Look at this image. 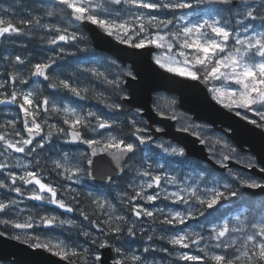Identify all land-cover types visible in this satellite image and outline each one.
Returning <instances> with one entry per match:
<instances>
[{
  "label": "snow or ice",
  "instance_id": "snow-or-ice-1",
  "mask_svg": "<svg viewBox=\"0 0 264 264\" xmlns=\"http://www.w3.org/2000/svg\"><path fill=\"white\" fill-rule=\"evenodd\" d=\"M55 3L70 9L74 21L94 25L120 44L138 50H162V54L153 56L161 69L173 76L203 83L217 104L264 130V0H195V6L190 0H96L95 3L94 0H55ZM157 12L166 15H155ZM223 12L232 15L223 16ZM15 15L13 9L0 7V43L13 36L28 35L33 28L55 33L46 40L44 36L40 37L52 46L83 39L78 31H70L68 27L42 23L45 17L56 15L54 9L47 10L43 16L30 13L28 18L18 21H15ZM255 21H260L259 28L253 23ZM59 52L64 53L65 49L60 47ZM3 59L16 70L7 72V78L0 80V105L17 106L19 116V120L14 117L0 123V173L4 174L0 178V226L19 230L11 235V239L36 249H45L68 264H75L81 258L85 264H107L101 250L116 253L112 264H165L163 257L157 259L153 255L155 253L191 264H264V201H261L258 219L253 217L249 220L247 216L241 219L237 215L236 225L231 224V217H222L220 223L208 221L212 226L207 229L199 225V231L188 227L189 221L204 217L210 209L218 206L232 208L243 203L247 193L241 189L264 191V179L244 177L228 167L227 161L232 159L243 163L231 144L221 138L201 137V143L211 140L214 149L222 146L213 155L218 156L216 163L227 170L230 179L206 176L203 171L196 172L194 177L179 176L168 171L165 165L192 167L191 162L180 159L186 156L185 149L171 144L165 146L146 135L149 129L143 126L145 122L129 117L130 135L135 138V141H130L114 134V130L121 126V121L115 116L105 117L90 109L84 111L55 96L50 98L23 87L29 84L31 77L43 78L50 81L48 88L66 92L80 100L89 99L88 86L80 87L68 78L50 77L48 69L57 63L56 57L34 64L20 55L4 56ZM96 62L101 61L98 58ZM26 65L30 75H25ZM108 66L119 67L115 61L109 62ZM80 71L88 74L90 80L109 86L119 101H129L122 88L125 83L122 77L135 79L130 70L109 73L99 68H82ZM92 98L104 104L110 113H120L124 108L123 103L101 91L94 92ZM170 104L174 106L176 101L173 99ZM240 110L252 113L258 119H250ZM157 114L165 115L159 109ZM53 115L60 116L67 127L49 123ZM134 115L141 116V109H135ZM167 118L179 119L175 114ZM18 123L22 128L17 127ZM190 128L198 130L192 133L198 137L201 136L200 129L206 130L205 126L197 124L178 130L188 132ZM155 131L162 132L163 129ZM54 136L68 144L82 143L91 149L90 153L78 156L62 152L58 159L52 161V171L73 184H79L82 177H87L91 180L99 178L111 185L116 182V177H122L129 169L127 161L135 156L139 146L155 144L160 150L150 158L141 157L139 168H131L136 177L126 186L131 189V194L127 190L122 191L119 201L128 214L118 215L117 205L107 195L87 193L89 206L96 210L93 213L95 218L83 209L80 215L101 233L78 232L90 241L87 248L64 241L56 244L42 242L41 236L35 232L37 228L68 226L69 229H82V226L73 219L34 214L26 206H21L24 200H32L56 205L71 213L77 210L73 204H80V193L71 185H53L44 181L43 172L48 161L42 160L41 153L53 143ZM14 153L31 159L24 163ZM105 156L110 157V163L114 164L111 173L104 170ZM245 167L258 168L260 173H264V167L254 158H248ZM17 168L23 169L22 174L12 170ZM157 201H168L181 207L165 205L150 209L146 206L155 205ZM145 219L149 228L143 225ZM157 227L162 232L158 239L172 246L171 251L169 247H157L153 243L140 249L126 246L128 238L144 236L148 231L154 234ZM171 228L179 231L172 233ZM4 234L0 232V236ZM146 239L151 242L154 235H147ZM177 248H195L199 254L176 251Z\"/></svg>",
  "mask_w": 264,
  "mask_h": 264
},
{
  "label": "rangeland",
  "instance_id": "rangeland-1",
  "mask_svg": "<svg viewBox=\"0 0 264 264\" xmlns=\"http://www.w3.org/2000/svg\"><path fill=\"white\" fill-rule=\"evenodd\" d=\"M20 1L21 0H0V2H2V5H5L3 7H5L6 9L7 8L13 9V11L16 14L15 15V21H18L21 18H28L30 13L32 15L43 16L44 12H46L47 10H53L54 9L56 11V15L53 17H50V18L45 17L42 20V23H46V24H50V25H57L60 27H68L70 31H78V34L82 35L81 34L82 27L79 24L75 23L72 20V17L70 16L71 10L65 9L64 6L56 4L55 0H30V2H32L33 4L22 3ZM95 2H96V0H94V3ZM190 2H192L195 6V0H191ZM22 8L24 9V11ZM66 14H69L68 19L65 16ZM64 19H65V23H64ZM253 23L256 25V27L259 28L260 21H255ZM26 31H27V29H26ZM50 35H55V33L47 34L44 31V29H42V28H33L29 32L28 35L13 36V37L9 38L8 40H6L5 41L6 44L8 46L11 45V48L13 50H16L17 53L12 52L11 48L6 47L4 54H0V57H1L0 74H4V77H5L7 72H10L12 70L13 71L16 70V69L12 68L11 64L8 61H5L3 59L4 56L20 55L22 58L26 57L30 61V63H32L31 56L29 55V54H31V46L30 45L33 43V42H31V38H34L35 42L38 43V42L42 41L40 39L41 36H44L45 40H46ZM87 37L89 38V36H87ZM83 39L78 40L72 44H64L62 46H59L56 48V50H50V49L49 50H43L41 55L38 56L39 60H37L34 63L45 61L49 57H52L53 55L59 54L60 53L59 52L60 47H63L65 49V52H67V51L71 52L73 48L78 50V51L81 49V52L85 53L84 59H87V60L75 65L74 66L75 67L74 72L69 73L70 77L71 78L75 77V81L80 83L82 85V87L88 86L90 88V92L88 95H93L94 92L101 91V92H104L106 95H111V99L116 100L115 95L112 94V89L107 88V85L105 86V88H103L99 84L98 81L95 82L94 79L90 80L88 77V74L82 73L80 71V69H82V68H99L101 71H107L109 73H116L117 71H121V70H130L133 73L131 67L129 65H122L111 55H109L108 58H106L104 56H99L96 53L95 54L93 53L92 56H88L91 54V51L88 50L89 46H92V45H89V44L86 45V43ZM18 40H20V41H18ZM26 40L29 42V44H26ZM26 47H28V50H26L25 54H24L22 51H23V49H26ZM158 54H162V50H158L154 54V56L158 55ZM98 58L101 61L100 63L96 62V60ZM88 61H90V62H88ZM111 61H115L116 65L119 67L118 68L117 67H109L108 64ZM34 63H32V64H34ZM2 67L4 68V70ZM24 70H25V75H30V73H28V71H27V65L24 66ZM4 77L0 76V79L2 78L1 80H3V79L7 78V76H6V78H4ZM110 78H112V77L110 76ZM122 78L125 81V76H123ZM23 87L25 89H34V90L38 91L41 95H47L50 98H52L54 96L59 98V96H56V95L60 91H57V90L55 91L54 89H51V88L46 89L43 86V84L33 83L31 81V79H29V84L25 85ZM90 99H92V97L89 96V100ZM173 99L174 98H172L171 96H169L165 93L156 94L154 100L156 101L157 106L156 105H154V106L161 111L163 110V112L165 114H167L165 111V108L175 112L176 113L175 115L177 117H179V119L182 122V124L180 125L181 127L189 126L191 124H197V125L205 126L206 130L205 129L199 130L201 132V137H204V138L211 137L212 139L221 138L222 140H224V141H226L232 145V143L230 142V140L227 137H225L224 135H222L216 131H213L211 126L204 124V123H193L188 117L181 114L178 109H171V107L173 105H171L170 102ZM62 100L64 101L65 104H70L71 106L78 107L80 109H83L84 111H87L90 109V110L95 111V112H97V113H99L105 117L115 116L121 122L128 123V120H126V119H129V117H134L140 121H142L141 119H144L141 116H139L140 118L135 117V115H134L135 110H133L132 112H129L130 114L128 117H123L121 115V113H110L109 110L104 111V109L102 110L100 108H97V106H88V103H91L88 99L76 101V99H69L68 98V99H65V100L62 99ZM16 108H17V106H16ZM7 109H12V108H7ZM240 111L243 114L248 115L250 119H255L254 115L252 113H244V110H240ZM13 115H14V113H13ZM144 122L146 123L145 119H144ZM49 123L59 124L60 126L67 127L66 125H63L61 117L56 116V115H53L49 118ZM146 127H147V123H146ZM190 130L198 131L197 129H194V128H190ZM114 134H118V135H122V136L126 137L125 135L127 133L121 131V129L116 128L114 130ZM88 135L91 136L90 133ZM146 135H150L152 137V135L149 133V131H148V133H146ZM128 140L135 141V138L134 139H128ZM155 141H157L159 143H164L165 146H168L169 144H171L172 146H177V147L183 148V146H181V145H179V144H177V143H175L169 139H165L164 137H159V138L155 139ZM206 144H207L210 152L212 153V155H213L214 151L218 152L220 147H222V146H216V148L214 149L211 140H209V142ZM139 149H143V151H140ZM139 149H138L137 153L135 154V156L131 160L127 161L128 165L130 167L128 170H126V173L124 174V176L121 179H118V181L114 184L108 185L107 188H105L101 192H94L92 189L93 186L89 183V179L87 177H82L81 183L73 184L71 181H66V180L62 179L61 177L57 176L56 173L54 171H52V168H53L52 161L55 159H58L62 152H70V153L75 154L77 156L80 153L89 152L88 149H86L83 146L68 144L63 139H61L60 137L54 136L53 137V143L50 146H46V148L41 153L42 160L47 159V161H48L47 166L45 168V171L43 172L44 181L46 183H51L53 185H60V186L71 185L72 188L76 189L77 192L80 193V195L78 197V199L80 200V204H78V205L73 204V206H75L77 209L75 216H70V215L66 214L65 215L66 217H62V215L55 213V212H50L48 210H45L43 212L40 211L41 213H39V214H45V215L51 214V215L59 216L61 219L76 220L78 222V224L80 226H82V229H69L68 226H65L63 228H59L60 229L59 234H57V232L53 233L54 235H51L49 237H45L44 240H46V242L51 241V243H53V244H56L60 241H64L65 243L70 244V245L75 243V244L80 245L81 247L87 248L90 246V241L87 240L82 235L78 234V232L80 230H88V231L92 232L94 235H101V233L99 232V230L97 228L92 226L89 223V221L84 220L83 216L80 215V210L83 209L84 211H86L89 214V216L91 218H93V219L95 218L93 213L96 210L93 207L89 206V200L87 199V193L88 192H93L96 195H107L112 200V202L117 205V214L118 215L119 214H128L125 206L121 205L119 203V201L121 198L122 191L127 190L131 194V189L126 188V186L129 182H132L136 179L135 173L131 170V168H139L140 167L139 161H140L141 157H144L145 159H147V158H150L153 155V153L160 151L159 149H157L155 147V144H151L148 148H142L141 146H139ZM148 149H151V151H148ZM185 153H186V151H185ZM214 157H215V159L218 158V156H214ZM237 157H238V159L243 160V163H244V161H247L248 158H254L253 155H251L249 153H244V154H238L237 153ZM20 159L22 162L27 163V160L31 159V157L23 156ZM168 159L175 160L177 158L168 157ZM180 159H186L187 161L191 162L192 167H186L182 164H174L172 167H168V165H165V168L170 172L174 171L175 174H177L179 176H185V177H189V176L194 177L196 175V172H201V171H203L206 174V176L211 175V176H216V177H222L221 174H219L215 171L210 172L208 164L201 161V160L197 161L196 159L189 157V156H185L184 158H180ZM193 168H195V171H193ZM33 170L38 171L39 169H33ZM19 171L20 172L18 174H22L23 169H19ZM233 171H236V170H233ZM236 172H239L244 177H251L249 175L244 174L243 172H240V171H236ZM223 178L224 179H230L227 176V174L224 175ZM47 179H49L50 182L46 181ZM28 187L30 188L31 186H28ZM170 190H174V189L170 188ZM251 200H253V199H251ZM251 200H245L243 203L238 204L237 206H234L232 208H225V207H219L218 206L217 209H210V210H208V213L218 211L219 212L218 215L220 217L216 216L215 217L216 219H214L212 217H205V216L199 217L198 220L189 221L188 227L189 228H196V230L199 231L200 230V227H198V225H199V226L207 229V228H210L212 226V224L208 223V221H213L214 223H220L222 217H224V218L231 217L232 218L231 224L236 225L235 216H237V215H240L241 219H245L246 216L248 217L249 220H251L253 217L258 219L260 216V211L257 210V207L260 206L261 201H264V196L263 197L261 196L260 198L254 199L253 206H251L249 204V201H251ZM24 203L26 204V200H24ZM140 203H143V201H140ZM35 204H37V202ZM35 204L29 205V207H31L36 212V210L40 209V208H37ZM165 205H168L169 208H177L178 209L181 207L180 205H172L168 201H157L155 205L148 204L146 206L151 209V208H154L157 206L164 207ZM89 209H92V210H89ZM208 213H206V214H208ZM101 219H103V217H101ZM132 219H135V217H132ZM246 223H247V221H246ZM143 225L145 228H149V222L147 221V219H145L143 221ZM181 227H184V226H181ZM44 228H46L48 231L53 232L51 228H47V227H44ZM170 231L172 233H175V232L179 231V229L178 228H171ZM63 232H66V233L64 234ZM55 234H57V235H55ZM160 234H162L161 228L157 227L156 232L154 234L151 231H148L144 236L137 235L135 238H128L126 246L131 247L133 249H140L148 243H153L157 247H169L172 250V246L167 245L166 242L160 241L158 239V236ZM205 234H207V233H205ZM147 235H154L153 241H151V242L147 241V239H146ZM46 238H48V239H46ZM176 251H186V252H189V254H199V253H197V250L195 248H191V249H179V248H177ZM153 255H155L157 259H160L161 257H163L165 264H191V262H184V261L176 260L174 257L169 258V257L165 256L163 253H155ZM115 256H116V253H115ZM79 260H84V259L81 258Z\"/></svg>",
  "mask_w": 264,
  "mask_h": 264
},
{
  "label": "water",
  "instance_id": "water-1",
  "mask_svg": "<svg viewBox=\"0 0 264 264\" xmlns=\"http://www.w3.org/2000/svg\"><path fill=\"white\" fill-rule=\"evenodd\" d=\"M214 7L224 8L225 6L214 5ZM72 20L74 21L73 17ZM76 23H79L87 32L94 48L112 55L123 65L130 64L136 78L132 79V77L125 76L123 87L126 89L129 101H121V103L124 104L123 109L126 112L137 108L141 109V115L147 120L149 133L154 140L161 136L170 139L183 146L188 156L210 164L217 171H226L211 157L205 144L201 143L200 137L190 131H179V128L176 127L177 120L167 118L169 115L161 116L157 114L153 106V96L157 92H166L177 96L179 108L191 114L192 119L206 122L218 132L224 133L241 151L252 153L257 164L264 167V130L256 128L241 117H237L234 112H230L217 104L211 98L208 88L203 83L176 77L161 69L153 59V54L158 49H132L127 45L120 44L94 25ZM49 71L50 69H48V73ZM31 80L33 82L45 81L43 78L36 77H31ZM158 126L162 127V132L155 131ZM75 144L85 147L90 153L91 149L87 145ZM149 146L150 144L141 147L148 148ZM110 161L111 158L105 156L103 160L104 170L109 173L114 167V164ZM227 163L229 168H240L255 177L264 179V173H260L258 168H247L234 159L227 161ZM89 182L93 185L108 184L107 181L99 178L97 180L89 179ZM241 190L247 193L245 198H253L264 194V191L259 189ZM67 213L72 214V212ZM0 232L2 231L0 230ZM101 251L104 252L107 264H112L113 251ZM0 260L11 261L15 264H68V261L45 249L30 247L28 244L11 239L5 234L0 236Z\"/></svg>",
  "mask_w": 264,
  "mask_h": 264
},
{
  "label": "trees",
  "instance_id": "trees-1",
  "mask_svg": "<svg viewBox=\"0 0 264 264\" xmlns=\"http://www.w3.org/2000/svg\"><path fill=\"white\" fill-rule=\"evenodd\" d=\"M191 1V0H190ZM20 2L22 3H30V4H33L32 2H30V0H21ZM201 7H203L201 5ZM155 15H160V16H163V15H166V13H160V12H157V13H154ZM223 16H231L232 14H228L227 12H223L222 13ZM67 17V19L69 18V14H66L65 15ZM64 23H65V19H64ZM258 28V27H257ZM45 31V30H44ZM49 34V33H47ZM81 34L83 36V40L85 41L86 45H91V42H90V39L87 37V34L81 29ZM31 42H33L30 46H31V54H29L31 56V60H32V63L36 62L37 60H39V57L42 53L43 50H56V47L57 46H52V45H48L44 40L36 43L34 38H31ZM26 44H29V42L26 40ZM62 45H64L62 43ZM61 45V46H62ZM80 49V48H79ZM28 50V47H26V49H23V53L25 54V51ZM89 51H91V54L88 55V56H92L93 53L95 54H98L99 56H104L106 58L109 57V55L105 54V53H102V52H98L97 50H95L94 48H92V46H89ZM16 52V50H14ZM17 53V52H16ZM40 54V55H39ZM84 54L83 52H81V49L78 51L76 49H72V51H67V52H64V53H59L57 55H53L52 57H56L57 58V63L52 67L49 75L52 79H56V78H59V79H70V82H73V83H77L80 87H82V85L80 83H78L77 81H75V77H70L69 73L70 72H74V69H75V65H77L78 63H81V62H84L85 60L87 59H84ZM94 57V56H93ZM90 62V61H88ZM90 81V80H89ZM96 82V80H94ZM50 83V81H46V82H43L41 84H43V86L46 88V89H49L47 87V85ZM99 84L105 88L106 85H104L103 83H100ZM107 88H110L109 86H107ZM122 88L124 90V92H126L125 88L123 87L122 85ZM111 89V88H110ZM56 91V90H55ZM56 96H59L60 99H76V101H80V99L76 98V97H73L71 96L70 94L66 93V92H63V91H60L57 93ZM90 97H92L93 95H89ZM115 99L117 100V102H120L118 100V98L115 96ZM89 100V99H88ZM91 103H88V106H97V108H100V109H104V111L108 110L105 108L104 104L100 103L98 100L92 98L89 100ZM155 101V100H154ZM154 105L157 106V103L156 101L154 102ZM155 109H157L155 107ZM171 109H177V107L174 105L171 107ZM163 111V110H162ZM165 111L167 114H176L175 112L171 111V110H168L167 108H165ZM121 115L123 117H128L130 113H127L125 112L123 109L122 111L120 112ZM184 115V113H181ZM253 116V115H252ZM140 118V117H139ZM255 119H258L257 117L254 116ZM128 120V119H126ZM142 122H144V119H141ZM194 123V122H193ZM182 122L180 121L179 125H181ZM146 127V123H144V125ZM117 129H121V131L123 132H126L127 134L125 135L126 139H134L130 133L132 131V128L130 126V124L126 123V122H121V126L118 127ZM233 146V145H232ZM237 150V149H236ZM237 153L239 154V151L237 150ZM198 161V160H197ZM209 167V166H208ZM209 171L210 172H213L214 170H212L210 167H209ZM225 174H221V176L223 177ZM264 196V195H263ZM262 196V197H263ZM261 197V196H260ZM260 197H257V198H260ZM256 199V198H255ZM253 203H254V199L249 201V204L251 206H253ZM89 210H92V209H89ZM257 210L260 211V206L257 207ZM218 211H215V212H211V213H208L205 215V217H212L214 219H216L215 217L218 216Z\"/></svg>",
  "mask_w": 264,
  "mask_h": 264
},
{
  "label": "flooded vegetation",
  "instance_id": "flooded-vegetation-1",
  "mask_svg": "<svg viewBox=\"0 0 264 264\" xmlns=\"http://www.w3.org/2000/svg\"><path fill=\"white\" fill-rule=\"evenodd\" d=\"M1 4H2V2H0V7H1ZM2 8H5V7H2ZM227 13L231 14L230 12H227ZM5 18H8V17H5ZM5 49H6L5 48V43H0V54L2 52H4ZM0 60H1V57H0ZM0 76L4 77V75H0ZM4 78H6V76ZM175 106L177 107V102H176ZM7 108H12V109H7ZM13 113H14V115H13ZM14 117H16L19 120L18 109L16 108L15 105H0V123H3L6 120L12 119ZM178 123H179V120H178ZM17 127L18 128H22V124L18 123ZM13 155L17 156L19 158H22L24 156L23 154H15V153ZM0 159H2V158H0ZM12 170L17 172V173L20 172L18 168L17 169H12ZM3 175H4L3 173H0V178H2ZM46 181L50 182L49 179H47ZM116 182H117V180H116ZM93 188L96 190L95 192H101L103 189H105V187L101 188V186H94ZM13 195H15V194H13ZM61 198H63V196ZM35 203H36V201L26 200V204L23 203L21 206L22 207L26 206L28 209L32 210V212L34 214H39V213H41V212H43L45 210H48L50 212L58 213V214L62 215V217H66L65 215L67 214V212H65L64 209H60L59 207H56L55 205H52V204H47V203H40V204L37 203V204H35ZM32 204H35L36 207L40 208V209H37L36 212H35L31 207H29V205H32ZM73 207L76 208L75 206H73ZM75 214H76V211L72 212V214H70V216H75ZM51 229H52L53 232L48 231L46 228H37V229H35V232L41 236L42 242H46V240H44L45 237H49L51 235H54L53 233H56V232H57V234H59V231H60L59 228H51ZM0 230L2 232H4L5 235H7L10 238H11V235L13 233L19 231V230H14V229H5L3 226H0ZM63 233L65 234L66 232H63ZM57 234H55V235H57ZM46 239H48V238H46ZM169 249L171 251V248H169ZM113 253H114V258H115L116 257L115 256V252L113 251ZM75 262L78 263V264H85V260H77ZM0 264H14V263H12L10 261H2V260H0Z\"/></svg>",
  "mask_w": 264,
  "mask_h": 264
},
{
  "label": "bare ground",
  "instance_id": "bare-ground-1",
  "mask_svg": "<svg viewBox=\"0 0 264 264\" xmlns=\"http://www.w3.org/2000/svg\"><path fill=\"white\" fill-rule=\"evenodd\" d=\"M3 6H5V5H3ZM3 6H2V4H1V7H3ZM6 6H7V5H6ZM8 7H9V6H8ZM22 9H23V8H22ZM19 10H20V9H19ZM19 10H18V11H19ZM18 11H17V12H18ZM20 11H21V10H20ZM23 11H24V9H23ZM22 15H23V14H22ZM22 15H21V16H22ZM19 16H20V15H19ZM19 18H20V17H19ZM29 51H30V50H29ZM27 52H28V51H27ZM28 54H29V53H28ZM39 55H40V54H39ZM5 63H6V62H5ZM3 67H4V66H3ZM3 67H2V68H3ZM3 70H4V68H3ZM7 71H8V70H7ZM9 71H10V70H9ZM12 71H13V70H12ZM6 74H7V73H6ZM0 80H1V79H0Z\"/></svg>",
  "mask_w": 264,
  "mask_h": 264
}]
</instances>
